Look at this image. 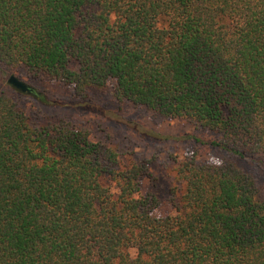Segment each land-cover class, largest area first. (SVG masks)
<instances>
[{
	"label": "trees",
	"instance_id": "trees-1",
	"mask_svg": "<svg viewBox=\"0 0 264 264\" xmlns=\"http://www.w3.org/2000/svg\"><path fill=\"white\" fill-rule=\"evenodd\" d=\"M16 70L74 103L112 81L120 102L216 132L202 144L225 157L179 162L156 218L150 161L31 123ZM237 162L264 171V0H0V264H264V198Z\"/></svg>",
	"mask_w": 264,
	"mask_h": 264
},
{
	"label": "rangeland",
	"instance_id": "rangeland-1",
	"mask_svg": "<svg viewBox=\"0 0 264 264\" xmlns=\"http://www.w3.org/2000/svg\"><path fill=\"white\" fill-rule=\"evenodd\" d=\"M70 67L74 69L76 64L71 63ZM13 75L44 96L43 104L32 95L14 96L31 123L40 126L60 118L70 120L78 127L87 128L92 141L121 153L123 160L135 157L149 160L141 191L157 199L158 206L152 213L156 218H164L173 211L170 192L172 188H181L175 175L179 162L194 156L199 163L218 165L225 157L223 152L202 144L217 140L216 132L196 128L182 119L161 118L128 101L120 102L113 97L112 81L102 91L90 92L94 101L90 104L74 103L73 89L58 81L32 79L22 70L14 71ZM237 164L254 176L264 198V171L250 162Z\"/></svg>",
	"mask_w": 264,
	"mask_h": 264
},
{
	"label": "water",
	"instance_id": "water-1",
	"mask_svg": "<svg viewBox=\"0 0 264 264\" xmlns=\"http://www.w3.org/2000/svg\"><path fill=\"white\" fill-rule=\"evenodd\" d=\"M7 84L13 89L27 95H34L35 93L34 89L31 86L14 75L9 76V78L7 79Z\"/></svg>",
	"mask_w": 264,
	"mask_h": 264
}]
</instances>
